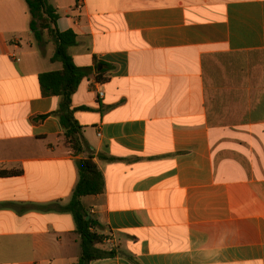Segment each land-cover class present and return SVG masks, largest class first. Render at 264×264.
<instances>
[{"label": "crops", "instance_id": "0c3cea01", "mask_svg": "<svg viewBox=\"0 0 264 264\" xmlns=\"http://www.w3.org/2000/svg\"><path fill=\"white\" fill-rule=\"evenodd\" d=\"M52 4L90 71L71 106L83 152L41 91L63 69L53 40L26 0H0V264L78 263L66 207L89 157L105 191L82 207L96 249L116 243L90 264H264V0Z\"/></svg>", "mask_w": 264, "mask_h": 264}, {"label": "trees", "instance_id": "16d2710c", "mask_svg": "<svg viewBox=\"0 0 264 264\" xmlns=\"http://www.w3.org/2000/svg\"><path fill=\"white\" fill-rule=\"evenodd\" d=\"M26 3L31 16L30 31L38 42L42 41L44 32L51 37L55 44L52 61L60 62L63 66L60 71L43 73L39 76L42 94L44 97H61L60 107L52 115H56L61 122L65 144L69 146L74 155H79L83 152L82 127L74 117L75 110L71 107L72 97L90 71L77 67L69 54V50L78 45L77 35L72 30L60 31L58 28L59 15L52 0H26ZM47 117L42 116L40 120ZM78 172L79 181L66 207V210L73 214L77 233L82 241L81 256L77 264H90L93 260L113 258L116 256L114 250L101 252L96 249L98 244L103 243L105 237L94 232L100 228V225L90 217L81 203L84 197L104 193V177L92 157L79 162Z\"/></svg>", "mask_w": 264, "mask_h": 264}, {"label": "built area", "instance_id": "2783aa9c", "mask_svg": "<svg viewBox=\"0 0 264 264\" xmlns=\"http://www.w3.org/2000/svg\"><path fill=\"white\" fill-rule=\"evenodd\" d=\"M77 9H82V3L77 4ZM100 96H103V92L100 93ZM105 242L109 245L111 251L116 248V243L114 239H106Z\"/></svg>", "mask_w": 264, "mask_h": 264}, {"label": "rangeland", "instance_id": "374dc122", "mask_svg": "<svg viewBox=\"0 0 264 264\" xmlns=\"http://www.w3.org/2000/svg\"><path fill=\"white\" fill-rule=\"evenodd\" d=\"M45 34H46V32H44ZM48 37H49V39H51V37L48 35V34H46Z\"/></svg>", "mask_w": 264, "mask_h": 264}, {"label": "water", "instance_id": "95a60500", "mask_svg": "<svg viewBox=\"0 0 264 264\" xmlns=\"http://www.w3.org/2000/svg\"><path fill=\"white\" fill-rule=\"evenodd\" d=\"M87 219L89 220V217Z\"/></svg>", "mask_w": 264, "mask_h": 264}]
</instances>
